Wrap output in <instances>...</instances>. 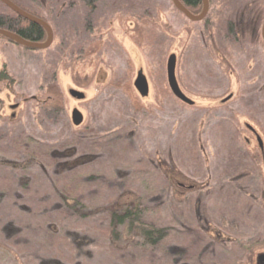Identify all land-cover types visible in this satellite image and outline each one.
<instances>
[{
    "label": "rangeland",
    "instance_id": "1",
    "mask_svg": "<svg viewBox=\"0 0 264 264\" xmlns=\"http://www.w3.org/2000/svg\"><path fill=\"white\" fill-rule=\"evenodd\" d=\"M10 1L43 19L52 29L53 41L46 50H32L0 38V71L13 81L11 87L0 83V149L26 132L30 119L33 134L52 149L74 145L72 159L89 156L86 167L92 166L87 171L101 179L100 188L93 185L97 197L89 188L88 199L83 196L85 210L93 215L84 222L64 220L60 226L62 216L57 214L44 216L46 222L40 224L41 216L4 210L8 216L2 219H11L27 232L18 236L24 235V241L13 247L0 240V264H142L139 259L146 255L141 249L122 256L103 235L105 209L100 211V206L109 207L124 190L148 198L146 205H164L168 219L186 218V224L198 225L190 218L201 201L205 223H199L206 232L202 238L219 236L225 243V248L206 258L215 264H239L237 260L246 253L242 244L252 240L253 253L243 264L250 260L257 264V256L264 254V42L260 38L254 42L229 26L244 10L264 20V0H208L209 10L201 22L186 19L170 0H98L93 10L80 0ZM0 14L13 17L1 3ZM171 55L176 58L178 87L193 106L181 103L169 91L166 63ZM139 71L148 83L144 98L133 86ZM52 84L62 94L63 110L53 112L33 102L24 106L23 99L40 101ZM71 90L82 93L83 99L72 98ZM133 100L142 105L141 111L133 109ZM73 109L83 117L78 127L71 123ZM221 120H227L236 133L228 126L221 128ZM179 125L185 131L191 125L195 130L199 155L208 171L205 178L195 171L187 174L180 166L177 156L182 148L174 143ZM246 125L261 139V151ZM219 130H230V149L234 136L238 138L235 147L248 152L246 165L259 176L234 183L231 169L228 173L217 169L213 158L221 145L213 140ZM109 135L110 144L98 150L100 139ZM84 141L88 146L83 150L79 143ZM92 142L94 147L89 146ZM10 154L0 152V162L12 161ZM46 171L49 180L55 179L54 167ZM27 172L45 177L38 165ZM145 178L151 180L149 186ZM189 197L197 198L196 209L193 203L183 205ZM48 221L60 228L65 245L47 236Z\"/></svg>",
    "mask_w": 264,
    "mask_h": 264
},
{
    "label": "trees",
    "instance_id": "2",
    "mask_svg": "<svg viewBox=\"0 0 264 264\" xmlns=\"http://www.w3.org/2000/svg\"><path fill=\"white\" fill-rule=\"evenodd\" d=\"M80 1L89 9L93 10L98 0ZM180 1L193 14L197 15L202 10L201 0ZM11 15H13V17L0 14V29L15 33L24 40L30 42H44L46 40V34L41 27L28 23L14 13ZM263 22L264 20L260 18L259 15L255 16L253 13L247 14L244 10L237 14L234 25L229 27L230 30H235L237 34L240 33L243 36L248 35L252 38V41L255 42L258 39ZM143 39L144 33L142 34L141 41ZM0 83H7L9 87L13 84L12 79L8 77L4 70L0 71ZM39 100L40 101L35 97L25 98L23 99V104L26 108H28L27 105L30 102H33L39 103L53 112H60L63 110L62 94L54 84L47 88L44 96ZM19 106L20 104L17 103L16 107ZM132 107L135 111H141L143 109L142 105L136 100L132 101ZM13 117L14 115H12L11 118ZM29 120L30 119L27 120L28 122L26 124L28 130L26 132L21 131L17 136L11 139L8 145L0 149V152H4L7 155L11 153L10 155L14 156L12 161L0 162V211L3 212L4 210L9 211L13 209L19 211L20 215L23 216H41L42 220L40 224H45L46 219L44 216L59 214V216H62L59 218L61 221L60 226L64 225V220L70 223L71 220L84 222L90 219L93 215L90 210H85L82 199L84 194L88 199L87 193H85L88 188L89 191L95 192L96 194L94 193L93 195L97 197L99 194L97 188H100V183L98 182L101 177L87 171L92 166L86 167L88 163H85V161L89 156L82 155L72 159L76 148L73 144V146H70L68 149L59 151L52 149L51 146L45 143L44 138L40 135L33 134V131L29 127ZM219 125L221 128L230 127V123L227 120L219 121ZM182 127L183 126L179 125L174 136V143L179 146V150L182 148L181 153L177 156L182 162V164L179 165L183 168L185 173L189 174L195 171L200 173L201 178H205L208 171L199 155L198 143L194 134L195 130L192 129V125L189 131H185V128L183 127L184 129H182ZM229 132L230 130L228 132L223 130H219L216 133L214 132L215 139L213 142H219L221 145L218 154L214 155L213 158V160L217 162V169H220L223 173H228L227 170L231 169L230 171L232 173L230 179L234 183H238L246 178H252L253 175L259 176L255 170L250 169L246 165L244 156L247 155L248 152L243 148L240 149L239 147H235L238 138L234 136L232 139L233 144L231 145L234 149L229 148L231 141L228 134ZM232 132L236 133V130L233 129ZM115 134L118 135V133ZM1 136L3 135L0 134V137ZM111 138V135H109L108 138L102 137L100 139V145L96 146V148L101 150V147H105V144L108 146V144H110L108 140ZM88 141L79 143L83 150L87 149L86 145L88 146ZM245 142L247 144L249 143L248 140ZM211 144H213L212 141ZM94 145L93 142L89 144L91 147H94ZM215 149L217 150V146ZM259 149L261 151L260 147ZM69 158L70 160H67ZM34 165H38L41 168L45 179L28 174L27 170ZM48 167H54L55 179L50 178L49 180L47 178L48 173L46 168ZM86 173L91 174L85 175ZM91 179L93 182L90 181ZM144 182L145 186H149L151 180L145 178ZM218 182L220 185V181ZM124 191L123 194L113 198V202H111L109 207L102 206V204L100 206L101 210L99 209L100 211L105 209V214L102 216L106 221L103 235L109 242L112 250L115 248L122 256H126L123 254H129L131 250H136L134 248H139L141 249V253L147 256L139 259L142 264H215V262L206 257L212 253H216L217 250L225 248V243L220 240L219 236L214 240H204L202 238L201 234L205 230H203L199 222L205 223L204 215L201 212L202 206H205L204 203L202 204L200 201L199 208L196 209L197 198L194 200L189 197L183 201V205L185 206L193 203L196 213H194V216L190 219L194 221L196 219L198 223V225H194V223L186 224V218L183 220L177 217L168 219L166 212H164V205H146V200L148 198L145 200V198L135 192ZM2 192H7L10 202H8V199L4 198L5 193ZM162 207L163 209H161ZM177 208V205H175L174 209ZM94 209L96 211L97 207L94 206ZM3 213L5 214L0 215V240L13 247L17 245L18 241H24V235L19 238L18 236L25 234L27 231L25 229L21 231L22 227L15 225L14 222L11 219H7V217H3V219H5L3 220L2 216H8V213ZM51 222L53 221H48L45 225L47 236L56 240H53V242L57 243V241L61 240L65 245L66 243L64 241L66 240L64 236H61L62 234L60 235V228H57L56 225ZM186 238H189L190 242H187ZM197 240L200 242H197ZM248 243L249 245H247ZM114 244L120 245L114 247ZM123 244L127 246L125 249L123 248L125 247ZM198 244L200 246L199 251L195 249ZM247 244H242L243 246H241L245 248L243 250L246 252L243 258L244 261L247 255L251 256L253 253V247H251L253 241H248ZM165 259L167 263H165ZM243 259L237 260V262L243 264ZM30 263L32 264V262H26V264ZM247 264H251V260L248 261Z\"/></svg>",
    "mask_w": 264,
    "mask_h": 264
},
{
    "label": "water",
    "instance_id": "3",
    "mask_svg": "<svg viewBox=\"0 0 264 264\" xmlns=\"http://www.w3.org/2000/svg\"><path fill=\"white\" fill-rule=\"evenodd\" d=\"M170 1L172 5L174 6V8L191 22L203 21L209 10L208 0H201L202 10L197 15L191 13L183 5V3H181L180 0H170ZM0 3L3 4L6 8H8L11 12H13L16 16L24 19L25 21L29 23H33V24L40 26L46 33V40L44 42H30V41L24 40L23 38H21L15 33L0 29L1 38H4L23 48L32 49V50H46L50 47L53 41V32H52L51 27L45 21L28 14L27 12H25L24 10L16 6L10 0H0ZM261 35L264 40V22L261 27ZM175 65H176V58L174 55H171L168 58L167 63H166V80H167L169 91L172 94V96L178 101H180L181 103L188 105V106H193V102L190 99H188L178 87V84L175 78ZM133 86L135 90L137 91V93L140 95V97L144 98L148 95V83L141 71L137 73ZM69 95L72 98L77 99V100L83 99V94L77 91L71 90L69 92ZM228 99L229 98L224 100V102L227 101ZM82 122H83L82 114L77 109H73L71 113L72 125L75 127H78L82 124ZM256 140H257L258 146L262 149L261 139L257 137ZM257 263L264 264V254L257 256Z\"/></svg>",
    "mask_w": 264,
    "mask_h": 264
},
{
    "label": "flooded vegetation",
    "instance_id": "4",
    "mask_svg": "<svg viewBox=\"0 0 264 264\" xmlns=\"http://www.w3.org/2000/svg\"><path fill=\"white\" fill-rule=\"evenodd\" d=\"M3 5V4H2ZM16 5V4H15ZM17 6V5H16ZM20 8V7H19ZM26 12V11H25ZM29 14V13H28ZM30 15H32V14H30ZM32 16H34V15H32ZM34 17H36V18H38L37 16H34ZM39 19H41V18H39ZM41 20H43V19H41ZM44 21V20H43ZM29 23V22H28ZM33 24V23H32ZM36 25V24H35ZM38 26V25H37ZM40 27V26H39ZM262 27V26H261ZM46 34V33H45ZM258 38H260L263 42H264V40H263V38H262V35H261V29H260V32H259V36H258ZM27 49V48H26ZM231 98V97H230ZM246 129L247 130H249L256 138L258 137V134L256 133V131H255V129L253 128V127H251L250 125H246ZM249 141V140H248ZM258 264V263H257Z\"/></svg>",
    "mask_w": 264,
    "mask_h": 264
}]
</instances>
